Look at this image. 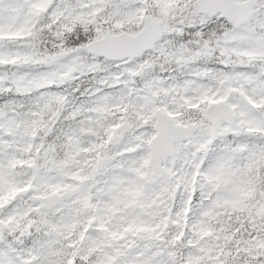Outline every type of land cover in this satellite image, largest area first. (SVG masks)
Listing matches in <instances>:
<instances>
[{
    "label": "snow or ice",
    "instance_id": "6c2138e0",
    "mask_svg": "<svg viewBox=\"0 0 264 264\" xmlns=\"http://www.w3.org/2000/svg\"><path fill=\"white\" fill-rule=\"evenodd\" d=\"M0 264H264V0H0Z\"/></svg>",
    "mask_w": 264,
    "mask_h": 264
}]
</instances>
